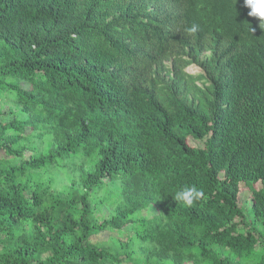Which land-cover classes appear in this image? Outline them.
Here are the masks:
<instances>
[{"label":"trees","instance_id":"16d2710c","mask_svg":"<svg viewBox=\"0 0 264 264\" xmlns=\"http://www.w3.org/2000/svg\"><path fill=\"white\" fill-rule=\"evenodd\" d=\"M249 11L0 0V264H264V30ZM186 185L203 192L190 206L173 198Z\"/></svg>","mask_w":264,"mask_h":264},{"label":"clouds","instance_id":"9594fccd","mask_svg":"<svg viewBox=\"0 0 264 264\" xmlns=\"http://www.w3.org/2000/svg\"><path fill=\"white\" fill-rule=\"evenodd\" d=\"M244 5L250 9L248 16L257 18L259 20L258 27L261 30H264V0H244ZM189 31L194 33L196 27L193 26ZM255 31L256 29L251 25L252 34ZM202 195V190L198 189L196 185H186L176 191L173 198L177 202H182L183 204L190 206L193 204L194 200L199 199Z\"/></svg>","mask_w":264,"mask_h":264},{"label":"rangeland","instance_id":"374dc122","mask_svg":"<svg viewBox=\"0 0 264 264\" xmlns=\"http://www.w3.org/2000/svg\"><path fill=\"white\" fill-rule=\"evenodd\" d=\"M187 71H188L189 73L193 74V75H197V74H199V73L202 72V71H201V68L198 67L197 65H191L190 67H188ZM192 143H194L195 145H198V146H202V143H201V142H193V141H192ZM244 192H246V191H244ZM106 207H107V206H105V207L102 209V211H101V216H103V217H109L110 212H111L110 208H109V207L106 208ZM156 213H157L156 210H155L152 206H151V207H148V208L146 209V211H145V214H146L148 217H150V218H152L153 216H155ZM115 234H116V232H115L113 235H115ZM109 235H110V233H108V232H103V233H101L100 235L94 237L93 240H94V241H97V240H98V241H104V240H107V239H108ZM116 235H118V233H117Z\"/></svg>","mask_w":264,"mask_h":264},{"label":"bare ground","instance_id":"6f19581e","mask_svg":"<svg viewBox=\"0 0 264 264\" xmlns=\"http://www.w3.org/2000/svg\"><path fill=\"white\" fill-rule=\"evenodd\" d=\"M142 120V119H141Z\"/></svg>","mask_w":264,"mask_h":264}]
</instances>
